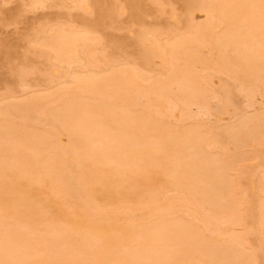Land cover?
Returning a JSON list of instances; mask_svg holds the SVG:
<instances>
[{
  "label": "bare ground",
  "instance_id": "bare-ground-1",
  "mask_svg": "<svg viewBox=\"0 0 264 264\" xmlns=\"http://www.w3.org/2000/svg\"><path fill=\"white\" fill-rule=\"evenodd\" d=\"M0 60V264H264V0H0Z\"/></svg>",
  "mask_w": 264,
  "mask_h": 264
},
{
  "label": "rangeland",
  "instance_id": "rangeland-1",
  "mask_svg": "<svg viewBox=\"0 0 264 264\" xmlns=\"http://www.w3.org/2000/svg\"><path fill=\"white\" fill-rule=\"evenodd\" d=\"M193 13H196V14H198L199 16L202 15V13H201L200 11H198V9H195ZM147 19H148V21H150V20H149L150 17H148ZM152 21H153V20H152ZM6 33H8V32H6ZM6 33H4V34H6ZM11 33H12V32H11ZM9 34H10V32L7 34L8 36H7V35H3V37H5V36H6V37H9V36H10ZM129 34H130L131 37L134 36V35H133V32H130ZM118 36H119V35H118ZM121 36L123 37V35H121ZM121 36H120V37H121ZM130 36H129V37H130ZM124 37H125V36H124ZM129 37H128V38H129ZM0 63L3 64V65H2V64L0 65V79L2 78V76H3L2 79L5 78L4 76H6V77L9 78V77H10V74L8 73L9 68L6 69L8 66L5 65V64L3 63V61H1V60H0ZM6 66H7V67H6ZM5 67H6V68H5ZM9 67H10V66H9ZM10 72H11V68H10ZM4 74H5V75H4ZM2 79H1V81H2ZM6 79H7V78H6Z\"/></svg>",
  "mask_w": 264,
  "mask_h": 264
}]
</instances>
